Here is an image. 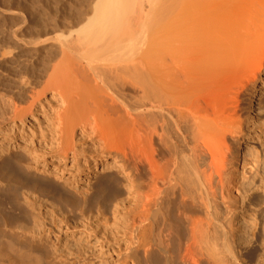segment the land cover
Wrapping results in <instances>:
<instances>
[{"label":"bare ground","instance_id":"6f19581e","mask_svg":"<svg viewBox=\"0 0 264 264\" xmlns=\"http://www.w3.org/2000/svg\"><path fill=\"white\" fill-rule=\"evenodd\" d=\"M89 10L60 42L70 65L63 59L53 69L64 89L58 83L60 145L72 150L74 129L89 125L102 162L112 158L115 167L95 172L92 197L108 205L112 187L127 192L124 256L240 264L238 241L259 240L257 213L264 232V175L241 180L237 170L243 157L264 165V138L262 157L246 141L258 123L254 96L264 110V92L254 94L264 67V0H95ZM10 148L0 173L18 186L22 178L11 171L22 156ZM25 174L34 190L62 204L74 200L48 174ZM250 210L257 213L248 219ZM3 220L0 213V264H51L41 250L43 228L14 229Z\"/></svg>","mask_w":264,"mask_h":264},{"label":"rangeland","instance_id":"374dc122","mask_svg":"<svg viewBox=\"0 0 264 264\" xmlns=\"http://www.w3.org/2000/svg\"><path fill=\"white\" fill-rule=\"evenodd\" d=\"M6 1L0 0V23L4 21L1 24L3 28L0 25V50H4L5 46L9 48L4 51L7 55L3 53L7 57L0 51V162L7 155V150L15 146L14 150L22 156L21 165L11 172L22 178V182L18 186H9L7 172L0 173L3 226L25 230L43 228L48 236L46 241L40 238L41 250L51 264H149L141 258L134 260L124 256L128 238L125 228V206L129 200L127 192L112 187L115 196L108 205L92 197L95 172L104 167L106 170L115 167L110 156L107 157V164L98 156L99 144L92 128L78 125L74 129L69 143L72 150L65 152L60 145L62 135L59 122L64 105V93L60 90L64 89L60 83L62 76H59L61 80L57 78L60 74L54 76L53 69L54 65H59L65 59L59 45L63 35L69 34L70 22L86 16L95 0ZM3 9H8L7 13H3ZM77 80L83 83L81 79ZM257 86L261 89H256L254 94L262 95L264 67ZM250 94L251 91H248L243 95L246 106L250 102ZM252 99L258 123L251 127L246 141L262 157L260 142L264 138V110H258L257 96ZM10 165L14 167L13 162ZM237 170L241 180L242 177L257 180V177L264 175V165L260 160L248 157L240 160ZM26 172L48 174L70 189L74 200L62 204L52 193L34 190ZM119 186L123 188L124 183ZM111 189L106 193H110ZM259 194L261 197V192L257 191ZM248 212V219L251 214L257 213ZM257 216L259 240L255 237L251 244L238 241L243 259L240 264H264V244L260 241L264 238L260 225L262 217L259 213Z\"/></svg>","mask_w":264,"mask_h":264}]
</instances>
